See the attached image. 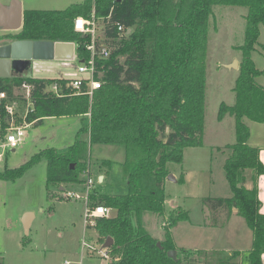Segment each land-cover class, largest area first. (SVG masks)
Wrapping results in <instances>:
<instances>
[{
	"label": "trees",
	"instance_id": "obj_1",
	"mask_svg": "<svg viewBox=\"0 0 264 264\" xmlns=\"http://www.w3.org/2000/svg\"><path fill=\"white\" fill-rule=\"evenodd\" d=\"M167 1L82 0L63 9L23 10L15 39L73 42L80 58L86 59L89 52L85 44L90 37L75 31L73 22L77 16L93 14L106 23L105 35L111 39L112 48L106 59L96 60L104 83L91 98L72 94L62 78H12L16 85L26 80L32 87L28 121L35 120V124L44 117L80 115L82 124L66 149L44 148L18 167L0 170V179L13 181L45 160L46 185L81 181L88 141L122 145L127 193L107 195L93 191L88 200L90 206L105 205L115 212L110 217L98 218L95 224L99 238H113L108 264H181L167 228L187 219V213L178 210L171 217L160 246L143 225V215L163 214L167 164L180 163L184 148L202 145L205 58L212 7L243 6L247 12L233 86L234 103L221 102L217 113L219 120L226 114L234 118L235 142L227 145L230 153L223 162L231 195L216 198L212 208L214 212L225 211L226 216L232 208L236 209L253 235L248 264H262L264 213L260 212L256 185L251 189L245 187V173L251 170L255 181L264 174V165L258 148L248 144L250 131L245 119L264 122V86L258 82L263 70L252 59L259 26L264 25V0H178L173 21L165 13ZM118 24L131 31L119 37ZM53 81L58 82L64 94L57 96L45 91ZM3 82L7 81L0 78V88H7ZM171 249L176 250V259L167 256Z\"/></svg>",
	"mask_w": 264,
	"mask_h": 264
},
{
	"label": "rangeland",
	"instance_id": "obj_2",
	"mask_svg": "<svg viewBox=\"0 0 264 264\" xmlns=\"http://www.w3.org/2000/svg\"><path fill=\"white\" fill-rule=\"evenodd\" d=\"M80 1L20 0L23 10L63 9ZM8 2L0 0V4ZM246 12L243 6L212 7L205 58L203 144L184 148L180 163L167 164L169 174L175 180L165 179L163 214L145 212L143 215V225L161 241L165 238L171 217L178 210L187 213V219L178 220L167 228L174 236L181 264H236V257L230 256L233 251L241 249L245 252L251 248L252 231L243 217L231 213L226 216L225 211L214 212L212 208L216 198L231 195L223 162L230 153L225 145L235 142L234 118L226 114L219 120L217 113L221 102L227 105L234 103L233 86L238 68L226 65L241 57L239 46L243 42ZM99 24L103 28V35L106 23ZM259 27L252 59L258 68L263 69V76L258 77V82L264 84V25ZM16 32L0 29L1 44L15 40L13 36ZM102 41L108 45L111 43L107 37ZM78 60L74 44L71 57L32 60L21 75L38 78L82 77L83 74L77 73ZM84 121L88 122L86 116ZM245 122L248 126L253 124L249 119H245ZM81 124L80 115L44 117L25 129L22 142L14 151L7 153L0 163V170L18 167L34 153L47 147L59 151L66 149L73 143ZM124 156L122 145L88 141L86 169L79 176L81 181L46 185L45 160L36 163L13 181L0 179V264H62L64 261L69 264H105V260L93 250L86 247L81 250L83 236L86 242L95 246L99 241H104L95 230L85 228L84 199H67L60 187L83 193L82 182L89 173L94 181L91 192L126 194ZM99 173H105L103 182H97ZM182 173L183 181H179ZM205 198L209 199L203 201ZM26 212L32 214L27 234L22 223Z\"/></svg>",
	"mask_w": 264,
	"mask_h": 264
},
{
	"label": "built area",
	"instance_id": "obj_3",
	"mask_svg": "<svg viewBox=\"0 0 264 264\" xmlns=\"http://www.w3.org/2000/svg\"><path fill=\"white\" fill-rule=\"evenodd\" d=\"M100 22L104 21L96 19L93 14L90 17L77 16L74 18V30L89 35L90 40L85 44V49L89 52L88 58H80L76 51V56L79 59L77 73L83 74V76L62 78L66 80L65 88L67 90L69 88L72 89V94H86L91 98L93 92L104 83V80L100 77L101 70L97 68L96 60L106 59L110 54L112 45L102 41L106 35H102L103 28H101ZM128 29L121 24L116 26L119 37L128 34ZM3 83L7 88H0V163L6 158L8 152L15 150L19 146L23 140L25 129L35 122V120H27V115L32 110L31 85L26 80H22L18 85L12 79ZM60 90L61 88L57 81H53L45 89L46 92H51L57 96L65 93ZM82 184L84 186L83 193L73 189L64 190L62 188L60 190H62L64 197L67 199H84L83 218L85 228L95 230L96 220L100 217L112 216L113 209L105 205L90 206L88 204L89 195L92 193L91 187L94 184L89 173ZM103 242L99 241L97 246L91 245L85 241L83 236L81 239V250L83 251L85 247L93 250V253L104 259L105 264H108L111 260L110 247H103ZM62 264H69V262L64 261Z\"/></svg>",
	"mask_w": 264,
	"mask_h": 264
},
{
	"label": "water",
	"instance_id": "obj_4",
	"mask_svg": "<svg viewBox=\"0 0 264 264\" xmlns=\"http://www.w3.org/2000/svg\"><path fill=\"white\" fill-rule=\"evenodd\" d=\"M23 9L20 0H9L7 4H0V29L16 31L22 25ZM130 32V28L128 29ZM74 50L73 42H61L51 40H30L15 39L13 41L0 44V78H9L14 75H21L29 68L32 60H50L71 57ZM237 69L238 62L234 60L226 65ZM73 164H71V167ZM170 180H175L171 174L167 175ZM31 212L24 213L22 223L24 232L27 234L30 227ZM113 238L107 236L103 242V247H110ZM160 246V241H157ZM167 256L176 259V250L167 251Z\"/></svg>",
	"mask_w": 264,
	"mask_h": 264
},
{
	"label": "crops",
	"instance_id": "obj_5",
	"mask_svg": "<svg viewBox=\"0 0 264 264\" xmlns=\"http://www.w3.org/2000/svg\"><path fill=\"white\" fill-rule=\"evenodd\" d=\"M177 8H178V0H168L167 1L166 7H165V13H166V16L170 19V21H173L175 13L177 11ZM235 60H237V59H235ZM239 60H240V58L237 60V62H239ZM258 69L263 70L260 68H258ZM14 76H23V75H14ZM14 76L9 77L8 79H6V78H2V79L6 80L8 82V81H11V79ZM262 76H263V74H262ZM262 85L264 86V84H262ZM87 117H88V115H87ZM251 126H253V127L250 128ZM251 126H248L249 131H250L248 144L252 147L258 148L259 159H260L261 163L264 165V122L253 121V124ZM202 144H203V141H202ZM227 145H229V144H226L225 147L228 150ZM245 176H246V180H245V187L246 188L251 189L254 185H256L257 192H258V198L261 202L260 212L264 213V174L258 175L256 177L255 181H253V176H252L251 170H246ZM104 178H105V173H99L97 176V182H103ZM182 178H183V173H182ZM165 183L166 182L164 181V185H165ZM62 188L63 187H60V189H62ZM230 193H231V191H230ZM231 214H237V211L235 208L231 209ZM228 222H229V219H228L227 223ZM170 233H171L172 241L177 248L174 236H173L171 231H170ZM246 238H247V235H246ZM104 241H105V239H104ZM251 242H252V240H251ZM249 249H246L247 251L245 250V252H242L241 249H236L233 251L232 255H230V256L232 257L234 255L236 257V258H234L236 264H248ZM261 262H262V264H264V251L261 254Z\"/></svg>",
	"mask_w": 264,
	"mask_h": 264
}]
</instances>
